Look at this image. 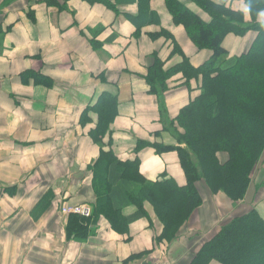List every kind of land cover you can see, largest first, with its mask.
Instances as JSON below:
<instances>
[{"label": "crops", "instance_id": "1", "mask_svg": "<svg viewBox=\"0 0 264 264\" xmlns=\"http://www.w3.org/2000/svg\"><path fill=\"white\" fill-rule=\"evenodd\" d=\"M47 1L14 0L3 8L0 0V19L12 27L0 47V264H190L235 216L256 209L264 218V179L255 183V171L246 199L237 204L199 181L202 205L171 242H157L164 227L150 204L144 218H138L135 207L123 210L130 220L127 233L115 232L101 216L86 241L69 238V217L62 209L94 207L88 168L102 152H113L121 162L139 158L140 174L148 182L172 180L186 186L176 151L158 155L148 146L137 154L136 148L139 142L185 147L178 144L172 121L199 95L201 81L188 86L182 73L173 75L162 117L145 77L154 55L169 70L184 58L199 67L212 52L199 50L184 27L174 24L164 0L149 1L157 20L151 15L142 18L154 19L145 26L126 17L139 16L140 0H107L109 6L69 0L63 10ZM180 1L209 20L196 5ZM213 1L251 20L244 1ZM31 9L35 22L27 16ZM258 21L264 24V12ZM256 36H227L226 64L246 53ZM27 71L50 78L53 85L32 78L24 83L21 75ZM103 94L116 97L118 113L98 142L93 107ZM219 159L226 163L229 157L221 153ZM263 164L264 157L259 175Z\"/></svg>", "mask_w": 264, "mask_h": 264}, {"label": "trees", "instance_id": "2", "mask_svg": "<svg viewBox=\"0 0 264 264\" xmlns=\"http://www.w3.org/2000/svg\"><path fill=\"white\" fill-rule=\"evenodd\" d=\"M13 1L4 0L2 7L10 6ZM87 1L109 6L107 0ZM149 1L140 0L139 16L126 17L141 26L157 20L156 14L150 13ZM188 1L201 9L209 20H204L180 0H164L174 24L184 27L192 43L199 50L211 51L212 57L199 67L184 58L182 63L166 70L165 64L154 55V63L145 77L149 93L158 100L162 117L167 112V83L173 75L182 73L188 86L192 81H201L199 95L172 121L177 142L185 147L139 142L136 148L137 154L148 146L158 155L176 151L186 176V186L179 187L172 180L148 182L140 174L139 158L121 162L113 152H102L88 168L93 176L92 190L96 198L93 214L90 218L70 215L69 238L86 241L93 235L91 226L101 216L115 232L127 233L130 220L123 210L135 207L138 218H144L147 217L146 204H150L164 227L157 242H171L202 205L197 189V183L202 180L213 194L224 193L235 204L246 199L254 172L264 157V24L258 21V16L264 12V0H241L250 11L249 22L243 12L213 0ZM60 9H65V5ZM149 15L154 17L152 21H142ZM28 18L35 22V13L30 12ZM11 29L9 27L8 32ZM249 32L257 35L250 49L226 64L225 38L229 35L245 37ZM4 38L5 35L0 37L1 45ZM21 78L24 83L32 78L40 85H53L50 78L34 71L23 73ZM93 111L98 115L95 134L100 142L117 116L116 97L103 94ZM221 153L228 155L226 163L220 161ZM140 256H132L131 260ZM213 261L264 264V218L256 209L224 223L190 264Z\"/></svg>", "mask_w": 264, "mask_h": 264}, {"label": "rangeland", "instance_id": "3", "mask_svg": "<svg viewBox=\"0 0 264 264\" xmlns=\"http://www.w3.org/2000/svg\"><path fill=\"white\" fill-rule=\"evenodd\" d=\"M65 1L66 2H68V0H48L47 2H49L50 4H51V6H57V7H59V9L60 8H62L64 5H65ZM63 10V9H62ZM30 12H34L32 9L31 10H29L28 11V13H27V16H28V14L30 13ZM1 18V17H0ZM3 20L2 19H0V37H2V36H6L7 35V33H8V29H9V27H11V26H7V24H6V22H5V25H4V23L2 22ZM12 28V27H11ZM12 30V29H11ZM2 45L0 44V47H1ZM260 165V164H259ZM263 167H264V164H263ZM262 167V168H263ZM264 169L262 170V172H260L261 173V175H259V167L257 168V170H256V173H255V177L253 178L254 179V182L255 183H258V184H261V182H262V179H264ZM264 181V180H263ZM262 186V185H261ZM226 198H228V197H226ZM229 199V198H228ZM230 200V199H229ZM231 201V200H230ZM232 202V204H235L233 201H231ZM83 206V205H82ZM85 206H89V205H85ZM72 207H74V206H72ZM90 207V206H89ZM218 264V263H217Z\"/></svg>", "mask_w": 264, "mask_h": 264}, {"label": "built area", "instance_id": "4", "mask_svg": "<svg viewBox=\"0 0 264 264\" xmlns=\"http://www.w3.org/2000/svg\"><path fill=\"white\" fill-rule=\"evenodd\" d=\"M62 213L66 216L77 215L83 218H90L93 214V211L91 207L81 205V206H75V207H65L63 208Z\"/></svg>", "mask_w": 264, "mask_h": 264}]
</instances>
